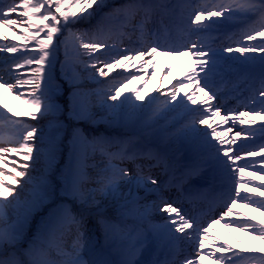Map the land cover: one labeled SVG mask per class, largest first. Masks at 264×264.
I'll use <instances>...</instances> for the list:
<instances>
[{
  "label": "snow or ice",
  "instance_id": "snow-or-ice-1",
  "mask_svg": "<svg viewBox=\"0 0 264 264\" xmlns=\"http://www.w3.org/2000/svg\"><path fill=\"white\" fill-rule=\"evenodd\" d=\"M187 9H191L187 12L188 23L182 26ZM97 17L96 23L90 28L73 27L81 21ZM165 17L174 18L179 23L166 24ZM220 17H223V21L218 19ZM231 21L246 23L238 39L232 38L233 45L242 46L226 45L223 49L213 47L208 34L218 25ZM9 32H12L11 39ZM257 37L261 39L257 41ZM125 40L129 42L127 46ZM61 45L65 50L61 72L74 89L70 96V116L73 119L96 122L92 111L93 94L101 98V106L112 114L126 106L132 110L149 107L150 119L155 120L169 111L181 109V117L189 116L181 130L193 137L202 135L204 142L214 150L213 158L222 171L232 177L223 195V207L218 216L206 215L202 220L200 216L182 211L176 201H169L160 195L158 179L145 175L143 166L136 165L134 180L137 187H143L146 192H156L159 197L151 203L138 205L135 210L137 217L148 220L149 231L156 237L164 235L171 248L177 252L181 242L195 246L194 251L183 259L173 257L171 260H156L152 264H205L206 258L212 259L214 264H264V219L237 210V204L240 203L264 213V178L258 184L254 179L245 178V171L250 167L256 168L253 175L264 173V159L258 162L244 160L245 154L264 157V123L256 128L240 127L255 125L257 120L264 121V55H251L255 52L264 53V0H196L195 4L192 0H176L175 3L172 0H123L120 4L110 3L109 0H4L0 3V53L19 54L14 58L0 57V64L3 65L0 67V221H8V207L17 209L16 219L7 227H0V264H25L18 254L19 245L27 238V228L33 214L41 211L50 198L47 182L43 179L30 200L22 202L14 193L21 180L28 177L31 168L29 162L34 159L38 129L27 121L58 112L61 107L55 101L61 85L54 76L57 52ZM69 50L72 52L71 57ZM233 51L243 55H223ZM160 56H188L190 62L184 76L176 78V83L167 92L161 91L163 99L150 97L146 105L137 103L145 100L141 94L142 88L133 87L128 90V94L122 89L133 81H140L142 74L154 77L155 61ZM226 60L239 65L235 68L230 66L229 71L243 72L246 77L250 75L249 70L258 64L259 88L254 89L251 96L244 97L237 107L227 108L222 116L223 105H213L211 101L220 95L217 78L222 75L223 62ZM70 62L73 66L72 75L68 76L65 69ZM77 64L86 70H94L88 72V78L97 84L101 83L99 77L114 72L118 74L104 88L84 90L76 87L82 79L75 70ZM25 67L31 69L29 78H24V73L18 71ZM165 67L167 75H171L172 64H166ZM131 68L136 71L125 76L124 72ZM4 72H8L12 79H5ZM143 84L147 86L148 81L144 80ZM25 87L29 89L28 92L24 91ZM186 88L189 90L183 91ZM121 96L124 98L119 100ZM108 100H119V103L108 104ZM13 101H19V104ZM240 107L248 110L241 111ZM216 118L221 123H217ZM229 122V132L232 127H239V131L234 138L225 140V133L218 129ZM200 125L206 127L202 129ZM242 132L253 138L260 136L262 142L256 145L259 151L247 147L245 142H241L233 151L235 138L240 137ZM71 137L73 149L79 150L76 166L65 182V194L81 203H86L89 197L95 203L93 194L97 192L102 195L117 192L120 181L129 178L128 169L119 167L114 161L144 158L154 160L157 164L161 162V157L152 150L129 152L128 141H115L118 148L110 151L114 143L111 138L103 134L85 133L83 128L73 127ZM213 138L217 143L212 142ZM40 139L43 140V137ZM89 149L92 154L100 151L101 155L107 157V167L102 171L111 173L101 175L97 180L99 187L93 189L84 187L88 179L85 168ZM37 151L45 150L41 148ZM54 154L55 147L50 146L47 150L49 163L55 159ZM237 161L243 163L237 164ZM28 182H32L31 177ZM149 185L156 187L150 188ZM167 186V183L163 185L165 188ZM10 198H14V203L10 202ZM153 211L166 214L163 222L155 223L149 219ZM221 222L229 230L239 228L245 234L254 236L261 246L257 247L251 242L245 246L237 238L241 249L233 248L219 235L213 234L214 227ZM101 223L106 231L113 230L122 241H127L118 264H141L136 257L146 247L145 230L107 221ZM69 236L73 237L70 246L66 242ZM85 247L83 218L74 215L67 205H60L41 218L37 234L23 249V253L29 257L28 264H113L107 260L85 259ZM47 248L54 249L60 259H50Z\"/></svg>",
  "mask_w": 264,
  "mask_h": 264
},
{
  "label": "rangeland",
  "instance_id": "rangeland-1",
  "mask_svg": "<svg viewBox=\"0 0 264 264\" xmlns=\"http://www.w3.org/2000/svg\"><path fill=\"white\" fill-rule=\"evenodd\" d=\"M2 2H4V0H0V3ZM109 2L114 3V4H120L123 2V0H116V2L109 0ZM105 11H107V9H105ZM94 19L90 21H81L79 24L73 25V27L81 28V29L90 28L92 25L95 24L93 22ZM16 31L18 33V30ZM8 35H9V38L11 39L12 32H9ZM53 43L55 44L56 40H54ZM128 43L129 42L125 40V46H127ZM18 55L19 54L0 53V57L7 56L10 58H14ZM69 56L70 57L72 56L71 50H69ZM84 59L86 60L87 57H84ZM64 61H65V50H64V47L61 45L57 52V62H56L55 71H54L56 82L61 85L60 91L56 95L58 97L55 99V101L61 107L58 112L49 113L47 115L40 116L38 117L37 120L27 121V122H30V121L35 122L36 127L38 129L36 133V141H35L36 147L34 148V151H33L34 159L31 162H29L31 165V168L28 173V177H25L21 180V183L16 187L14 196H18L22 202L26 200H30L32 199L33 191L35 190L37 186L40 185L41 180L43 179L44 181H46L47 189L50 192V198L48 202L43 205V209L41 211L33 214L31 223L29 224L27 228V233H26L27 238L25 241H28L29 243L32 240V238L37 234L42 217L46 216L49 211L56 209L58 206L67 204V206L70 208L71 212L74 215L78 217H82L83 220L85 221L86 247L84 249L83 255L85 259L92 260L91 258L95 253H98V254L100 253L99 252V248H100L99 238L101 237L103 238L102 243L112 241L114 242V244L118 245L122 249L126 246V242H127V241H122L120 239V235L117 234L115 231L113 230L106 231L101 221H107L109 223H116L121 226H125V225L130 226V224L132 225V221H126L124 214L126 213V214H130L131 216L137 217L136 211H135L137 206L151 203V201H147V203H144L145 201H143V202H139L135 206L127 204L123 206L122 208L123 212L119 213L118 207L114 204V202L118 198L121 197V194L126 192V190H132L134 194H142V193L156 194V192H151V191L146 192L143 187H137V185L135 184V180H134L136 174L134 172H131L128 166H124V168L128 169L130 175L128 179L120 181L119 190L117 192L108 194V195H102L99 192L94 193L93 195L95 196V200H96L95 203L92 202L91 197L88 198V201L86 203H81L80 200L73 199L72 197L66 195L65 194V182L69 176V173L75 167L73 164V161H71V156L74 151L75 159H76L77 151L79 150L78 148L74 150L72 144H70V140L72 139L71 130L73 127L82 126L83 129L85 130V133L91 132L95 134H103L104 136L111 138L114 143H113V146L109 149L110 151L117 150L118 145L115 143V141H120V142L128 141L129 142L130 139H132L135 141L139 140L141 141L142 144H144L147 141V139L144 138L145 136H141L139 138L133 137L137 135L138 132L127 134L126 132H121V131L119 132V130H123L124 128L127 129V128L137 125L140 122L142 118L141 114L146 107L140 110L134 116V122L132 120V123L126 126L123 124L124 120L122 117V114L126 111V107L123 109H120L117 113L112 114L109 112L107 108L101 106V98L96 97L95 100L93 99V95H94L93 94L91 97L92 103H93L92 111L95 114L96 122L91 123V122H86L83 120L77 121L73 119L70 116V112L72 111V108H71L72 101L70 99V96L74 89H73V86H70L68 80L65 78L64 74L61 72V64H63ZM10 62L11 60H9V63ZM136 63L138 64V62ZM0 67H3V65L0 64ZM72 67L73 66L71 62L69 63V65L66 66L65 70L68 76L72 75ZM131 69L135 70V68H131ZM75 70L79 72L82 77L81 83L77 85L76 87H79L84 90L97 89L101 87V83L109 79H112L114 76L118 74V72H114V73H110L106 77L99 78L101 83L97 84L88 78V72L94 71V70H91V69L86 70L82 65H78V64L75 65ZM163 70H164L163 68H160L158 64H156L154 77L151 75L142 74L140 81H133L132 83L127 84L126 88L122 89V91L125 94H128V90L132 89L133 87L142 88L143 90L141 94L143 96L148 97L151 84H152V89L153 88L157 89L159 86L168 84V83H169L168 86H170L171 75H167V72H163ZM18 71L21 73H24V78H29L31 75V69L28 67L21 68ZM148 71L150 72L151 69H149ZM2 74L4 75V77H9V79H12V77L9 75L8 72H4ZM124 75L127 76L129 74H124ZM144 80L148 81L147 86H144L143 84ZM166 88L168 89L167 86ZM24 91L28 92L29 89L25 87ZM123 98L124 97L121 96L119 100H122ZM119 100L117 101L108 100L107 103L108 104L119 103ZM145 100L143 104L146 105L148 100L147 101ZM12 103L19 104V101H13ZM181 111H182L181 109H176L175 111H169V112L175 113L176 117H179L177 119V122H180L181 118L186 116L184 115L181 117L179 115ZM104 112H107V113H104ZM166 114L163 116L157 117V119L155 120L151 119V121L162 123ZM177 122L167 127L160 126L159 129L156 131L155 137L159 138L162 133L164 135L169 132L171 133L174 126L178 124ZM118 123H120L121 125H118ZM181 126L182 125L179 124V128L176 129V132L172 133L174 135V138L177 137L178 139L181 134H183L184 136H187L188 138H190V136L193 137L192 134L182 131ZM111 132L115 133V135L111 134ZM116 133H119V134L117 135ZM235 133L236 132H233L232 134H235ZM41 136L43 137V140L40 139ZM246 136L252 139V137L249 136L247 133L246 135H244V133L242 132L240 137L235 138L236 142H243V140H247L246 138H244ZM174 138L170 142L171 146L173 147L176 145V143L174 142L175 140ZM50 146L55 147V154H54L55 159L51 161V163H49V160L47 158V150L50 148ZM41 148L44 149L45 151L38 153L37 150ZM202 148H203V143H202V146L200 145L198 149L199 150L198 157H202V161H205L206 159L204 158V156H202L203 154V150H201ZM89 154H91V157H90L91 162L85 168L88 179L85 182L84 187L86 189H93V188L99 187L97 180L101 175L107 176V175H110L111 173L110 171L109 172L102 171L103 169L107 167V157L101 155L100 151H96L94 154H92L90 149H89ZM244 156H247V155L245 154ZM211 158L212 157H210V160H208V164L211 161ZM114 163L118 165L121 164L119 161H114ZM120 167H122V165ZM29 177L32 178V182H28ZM152 187H154V185L150 186V188ZM65 200L67 201L64 204ZM10 202L14 203V198H10ZM7 214H8V221L7 222L0 221V227H7L8 224H10L16 219L17 209L10 206L7 209ZM146 221L147 220H142V223L146 224ZM72 239H73L72 236L67 237V244L69 246L71 244ZM250 242H255V240L251 239ZM93 248L94 250H92ZM47 251H48L50 259H54V260L60 259V257L57 256L54 249L47 248ZM18 254L20 256V259L23 260L25 264H28L29 257L25 256L24 253L21 251V249ZM98 257L100 258L101 256L98 255ZM36 258L39 259L38 256H36Z\"/></svg>",
  "mask_w": 264,
  "mask_h": 264
},
{
  "label": "bare ground",
  "instance_id": "bare-ground-1",
  "mask_svg": "<svg viewBox=\"0 0 264 264\" xmlns=\"http://www.w3.org/2000/svg\"><path fill=\"white\" fill-rule=\"evenodd\" d=\"M111 1V0H110ZM187 12L188 11H185V14H187ZM236 36H238V35H236ZM237 39H238V37H236ZM257 41H259V40H257ZM214 46H217V47H225L226 45H233V39L231 38V36L230 35H228V34H226V35H224L223 36V40H218V41H216V42H211ZM249 43H255L254 41H251V42H249ZM237 45H239V44H235V45H233L234 47L235 46H237ZM242 46V45H241ZM231 53H233V52H231ZM231 53H228V52H225V54H231ZM241 55H243V54H240V53H238V54H235V56H241ZM251 55H256V56H260V55H264V53H260V52H258V53H256V54H251ZM166 57V56H165ZM166 58H168V57H166ZM173 62H174V60H173ZM225 62H228V60H226ZM174 63H176V62H174ZM183 64H184V61H183ZM183 64H181V67H182V65ZM258 65V64H257ZM173 67V66H172ZM228 67V66H227ZM226 68V67H225ZM185 72L186 71H181L180 72V75L178 76V78H182L183 76H184V74H185ZM253 73V72H252ZM226 74V73H225ZM254 74V79H258V80H256V82L254 83V85L251 87V90L249 91V90H245L244 91V93H246V96L248 97V96H251L252 94H253V90L254 89H258L259 88V71L258 72H255V73H253ZM242 75H244V73L243 72H238V73H236V74H231V75H224L223 73H222V75L220 76V77H218L217 78V87L221 90V92H223V94H220V95H218L217 96V98H216V100H213V101H211V103L213 104V105H216V104H222L223 105V107H221V113H222V110H226L227 108H232V107H237L239 104H240V102L243 100L242 98L241 99H239V100H236V98L235 97H230V96H227V97H224V93H225V91L227 90V89H231V86L232 85H234L235 83H238V81H239V78H240V76H242ZM251 75V74H250ZM248 77V76H247ZM5 79H9V77H5ZM252 85V84H251ZM170 88H172V87H170ZM241 89H243V87H241L240 89H239V91L241 90ZM189 89H184L183 91H188ZM231 90H233V89H231ZM206 91H210V90H208V89H206ZM238 91V92H239ZM243 91V90H242ZM220 92V93H221ZM151 94V93H150ZM160 96V93H159V95H158V97ZM244 98V97H243ZM146 99V98H145ZM144 102V101H143ZM143 102H137V103H143ZM244 102V101H243ZM231 103V104H230ZM126 108H127V111H125L124 113H123V119H124V124H128L129 122H131V120L132 119H134V115H135V113L137 112V110H132L131 108H129V107H127L126 106ZM243 108L244 107H240V110H243ZM247 109V108H246ZM104 113H107V112H104ZM151 115V113L150 114H147L146 115V117H149ZM188 118H189V116H187L184 120H183V123L186 121V120H188ZM216 120H217V123H221V121L219 120V118H216ZM174 121H176V118H174L173 116H172V114L170 113V114H168L167 116H166V119L164 120V122H162L163 124H169V123H171V122H174ZM257 123H260V124H262V123H264V121H259V120H257ZM118 125H121L120 123H118ZM149 126L147 129H144L143 130V132L145 133V135L146 136H148V137H150V136H152L153 135V133H154V130H153V125H154V123L152 122V121H150V120H148V119H146L145 121H144V124H142V125H138V126H136L137 128H141L142 126ZM206 126L205 125H200V128H205ZM214 127H215V125H214ZM230 127H231V124H230ZM220 128H223V129H226L227 128V125L226 126H221ZM219 128V129H220ZM244 128H246V127H244ZM249 128H252V126H250ZM219 131V130H218ZM229 134V132H227V134L225 135V140H228L227 139V135ZM199 141H204L203 140V136L202 135H200V137H199V139H198ZM213 143H217L216 141H215V138H213V141H212ZM240 145V144H239ZM239 145H233L232 147H233V151H235L236 150V148L239 146ZM252 144H246V146L247 147H250ZM210 146H206L205 145V149H204V151H206L205 152V154H210L211 153V149L209 148ZM225 147H227V145H225ZM232 153H230V155H231ZM186 159H187V157H185ZM261 158H263L264 159V157H261ZM89 159V155H88V157H87V160H86V163L89 161L88 160ZM237 164H240L241 163V161H237L236 162ZM210 167L212 168H214L220 175V178H221V181H223V184H220V187H222V186H225L226 188H228L229 186H230V183H231V180H232V177H231V175L230 174H226V173H224L223 171H222V169H221V167L218 165V163H217V161L213 158V162H212V164H210ZM201 168H200V166H194V165H188V166H186V170H185V174H190V175H197V174H201ZM255 176H257V175H251V176H249V178L248 179H254L255 181L256 180H258V176H257V178L255 177ZM214 179H212V181H213ZM126 189H128V188H126ZM125 189V190H126ZM224 193L225 192H223V193H221V195H224ZM160 195H163L164 197H165V194H160ZM150 197V195H148V194H140L139 196L138 195H132V191L131 190H126V192H124L123 194H122V196H121V198L120 199H118L117 201H115V204L118 206V208H119V210H120V207L121 206H123L124 204H136L138 201H140V200H142V199H148ZM66 201L67 200H65L64 201V204L66 203ZM65 205H67V204H65ZM121 212H122V210H120ZM183 211V210H182ZM163 212H160V211H153L152 213H151V215L150 216H155V217H152V219L154 218V222L155 223H161V222H163V220L165 219V215L164 216H161L160 214H162ZM262 213V212H261ZM262 215H263V217H264V213H262ZM125 217L126 218H134V219H130V220H132L134 223L132 224V225H130L132 228H135V229H141V220L140 219H136V217L135 216H129V215H127V214H125ZM234 218H236V219H238L237 217H234ZM257 218V217H256ZM136 219V220H135ZM258 219V218H257ZM85 222V221H84ZM147 222H148V220H147ZM144 230H145V234H146V236H147V244H146V247L145 248H143L142 250H141V254H140V256L139 257H136V259H138L140 262H141V264H152V262L153 261H156V260H158V259H163V261L164 260H166V259H168L167 258V255H168V253H170V250H166V245L168 244V245H170V243H169V241H168V239L164 236V235H161V236H164L165 237V239L167 240L166 242H163V243H161L160 241H158V242H156V243H154L153 242V240L156 238V236H154L150 231H149V225H144V228H143ZM214 235H219L220 237H221V233L219 232V233H213ZM243 234H245V233H243ZM153 238V239H152ZM222 238V237H221ZM223 240V239H222ZM232 242H231V244L232 245H238V247H239V249L238 248H236L237 250H240L241 249V244L240 243H238V240H237V238L235 237H233L232 239ZM240 241H241V239H239ZM249 239L247 238V236L246 235H243V241H246V242H243V244L245 245V246H247V245H249V241H248ZM66 242H67V239H66ZM110 245H111V249H112V251L113 252H115V253H117V254H122V256H118V259L119 260H121L122 259V257H123V251L118 247V246H116L114 243H110ZM257 247H260V245H257ZM194 248H195V246H194V244H189L188 242H181V244H180V248H179V251L178 252H175L174 253V257L176 258V259H181V258H184L185 256H187V255H189V254H191L193 251H194ZM121 251V252H120ZM227 254V253H226ZM228 255V254H227ZM93 259L94 260H98V257H97V254H94L93 255ZM169 260V259H168ZM107 261H110L109 259L107 260ZM209 261H208V259L206 258L205 259V264H209L208 263Z\"/></svg>",
  "mask_w": 264,
  "mask_h": 264
}]
</instances>
